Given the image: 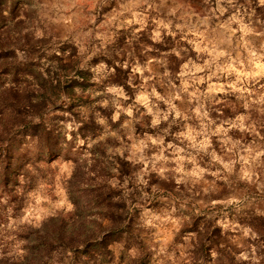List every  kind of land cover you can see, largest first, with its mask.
Masks as SVG:
<instances>
[{
    "label": "clouds",
    "instance_id": "9594fccd",
    "mask_svg": "<svg viewBox=\"0 0 264 264\" xmlns=\"http://www.w3.org/2000/svg\"><path fill=\"white\" fill-rule=\"evenodd\" d=\"M14 2L5 0L0 6L4 16H8ZM254 2L264 8V0H22L20 6L28 17L19 31L13 33V42L7 49L14 52L11 63L23 66L32 59L33 49L25 45L31 41L32 45H43L40 51L46 57L54 54L67 62L69 71L62 73L66 82L75 79L83 84L76 70L91 71L90 83L97 89L103 85L102 90L85 89L77 84L73 88L74 97L61 94L56 103L67 106L72 99L91 96L94 103L85 111H77L81 121L94 122L103 131L96 139L89 135L88 152L80 163L69 165L71 170L63 178L62 203L52 205L45 214L25 216L15 225L30 227L35 234L46 237L50 218L75 215L77 205L68 194L77 176L96 183L100 193L117 189L127 195L132 184L139 190L138 200L178 201L179 209L187 208V214L175 207L168 213L169 218L178 214L174 229L177 233L181 225L189 222L187 217L194 218L197 211L207 217L206 222L227 229L229 212L240 213L254 201H264V136L257 131L264 124L258 125L250 115L255 110L264 117V84L260 83L264 79V19L256 14ZM143 35L153 43L142 46L145 63L136 60L132 66V75L126 82L129 92L111 82L109 78L115 76V68H109L103 57L112 59L108 46L118 47L122 37L130 45ZM177 36L188 46L174 47L159 57L149 55L158 51L153 45L164 44L167 37L175 41ZM256 40L258 47L254 44ZM171 55L175 60L169 59ZM93 57L100 59L96 67L88 64ZM49 64L60 67L58 61L46 59L44 67ZM119 66L129 65L124 62ZM219 94L243 101L240 107L246 114L238 115L235 120L223 117V107L236 105L221 100ZM97 96L101 99L96 100ZM97 105L107 114L102 115ZM5 111L11 109L6 107ZM213 112H221V116L214 118ZM31 118L34 123H40L39 117ZM55 123L56 129H50L53 142L59 133L63 135L57 150L79 156L73 149L86 143L81 139L85 135L80 131L82 123L75 117ZM138 126L147 131L137 134ZM245 133L259 137V142H254V147L243 145ZM237 134L240 138H234ZM32 136L29 132L17 138L22 141L21 151L36 143ZM96 149H102L106 157L98 152L91 155ZM118 157L132 165V174L123 183L114 178L118 172L113 165ZM97 160L100 165L96 164ZM104 164L113 178L105 179L102 178L105 173H97L93 181L89 168ZM153 178L158 183H150ZM218 181H223L229 192L223 199L212 198ZM164 184L172 185L178 195L165 193ZM189 192L191 196L187 195ZM197 195L201 198L196 199ZM157 221L167 222L153 216L144 227H156ZM104 235L107 231L92 242H102ZM244 236L258 239L251 229H245ZM193 240L188 234L186 242L177 244L176 248L191 251ZM15 251L19 252V248ZM254 253L255 249L251 257L244 253L243 259L256 260ZM132 254L135 255V250ZM173 254L167 246L157 250V257L165 261ZM52 256V260L41 257L39 264H71L73 259L70 252L63 260L56 253ZM217 256V251L212 250L209 264H214ZM5 258L4 249L0 248V260Z\"/></svg>",
    "mask_w": 264,
    "mask_h": 264
},
{
    "label": "rangeland",
    "instance_id": "374dc122",
    "mask_svg": "<svg viewBox=\"0 0 264 264\" xmlns=\"http://www.w3.org/2000/svg\"><path fill=\"white\" fill-rule=\"evenodd\" d=\"M21 2L22 0H15L14 2L15 7L12 22L15 25L16 31H19L20 24L23 23L24 25L25 20L28 17V14L20 6ZM193 6L196 7V4L194 3ZM253 7H255L256 14L260 16L261 19H264V8L257 7L255 2ZM197 11H200V8H197ZM226 17L227 14H225L224 18ZM245 19L247 22V17ZM253 20H255V18H253ZM233 27L235 28L237 26L233 25ZM152 43L153 42L148 40L146 35H143L138 40H133L130 45L123 37L117 42L118 47L109 45L108 48L112 53V59L103 57V60L109 68H115V76L109 78L111 82L122 85L126 91L131 92V89L128 87L126 82L132 75V66L136 60H139L141 64L145 63L146 56L141 55L142 46L144 44L152 45ZM254 44L258 47L259 41H254ZM37 46L39 47V45ZM153 46L158 49V51H154L149 55L159 57L162 54H168L174 47L180 48L187 47L188 45L186 42L181 41L179 36H177L175 41L172 37H167L164 44ZM39 50L40 49H37V52ZM117 52L120 54L117 55ZM53 56L55 55L53 54ZM45 59L46 56L41 57L39 59L40 64H36L40 71H43ZM169 59L175 60V56L171 55L169 56ZM35 60L36 59L34 58V61ZM124 62L128 63L129 66L127 68L119 66ZM99 63L100 59L97 57H93L92 60L88 61V64L91 67H96ZM92 75L93 73L91 76ZM91 76L86 81L87 87L85 89L102 90L103 85H101L100 89H97L95 84L90 83ZM260 83L264 84V79H261ZM9 86V81L4 77H0V87L5 88ZM256 87H258V85H256ZM219 97L221 100H227L230 104L236 105L235 108L223 107V117L235 120L238 115L246 114L245 109L240 107V104H242L243 101H237L236 96L225 97L223 94H219ZM95 99L100 100L101 97L97 96ZM93 103L94 101L91 96H84L83 105L80 107V110L85 111ZM4 104L5 105L0 107V111L3 113L6 121L10 122L12 119V112L5 111V108L7 107L11 109V106L7 103ZM216 107L220 108L221 106L217 105ZM47 109L48 111H46ZM97 110H99L102 115L106 112V110L99 108L98 105ZM44 113L46 117L44 127L53 130L56 129V121H67L71 117H75L78 122L81 120L80 112L76 115L70 116L59 115V113L64 112L48 107L44 110ZM250 115L251 119L256 121L258 125L264 124V117H260L259 113L255 110H252ZM212 116L214 118L219 117L221 116V112H213ZM102 131L103 128L93 122L91 131L84 137H81V139H84L86 143L79 149H73L74 152H79V156L67 155L61 149L60 154L50 161H33L32 155L35 152L36 144L26 147L23 151H21L22 141L17 139L21 136V134L15 136L13 141L14 147L12 149L13 154L16 156L19 153H26L27 158L21 160L22 163L17 171L16 180L8 186L9 195L0 189V248L4 249L6 257L5 259L0 260V264H21L24 257L27 258L25 264H32V242L35 233L30 227L15 225V222L21 220L25 216L31 218L33 213L38 216L45 214L50 210L52 205L62 203L63 178L68 176L71 170L69 165L80 163L81 158L86 152H88L87 140L89 135H91V139H96ZM144 131H147V129L140 128L139 126L137 127V134H142ZM257 131H259L260 136H264V126H258ZM229 135H232V133H229ZM8 137V135H0V145L5 143ZM234 138H240V134H237ZM57 139L59 142L63 139L62 133L58 134ZM254 142H259V137L247 133L243 134V145L254 147ZM214 146H217L218 148L215 140ZM97 152L101 157H106V153L102 149H96V151L92 152L91 155L95 156ZM241 155H244L243 151L241 152ZM118 162L124 165L125 172L120 177L115 175L114 178L123 183L124 179L132 174L129 170L131 163L126 159L118 157L115 159V165L113 166L115 167ZM97 163L100 164V161L97 160L96 164ZM104 165L107 170L108 165ZM239 168L240 165H237V169ZM106 170L104 172L105 175L102 178H113V174ZM89 171L92 173V180L96 181L97 176H93L95 175L93 166L89 168ZM208 179L212 178L209 177ZM86 183H89L87 178L79 176L76 177L73 182L71 194L74 193L80 201H84V199H86L87 193L85 191L78 192V189L83 188V184ZM150 183H158V181L153 178ZM162 187L164 188L165 193H171L172 197H176L178 195L173 190L172 185L164 184ZM129 188L132 189L131 192L135 199V203L133 204V221L131 222V227L143 239L145 251L144 257L139 263H132L130 260L136 255V249L133 246H129L127 249L122 250L121 242H115L111 245L114 256L110 264H190V251L185 252L181 248H176V245L184 244L188 234H191L194 237L192 242V244H194L197 238L196 233L199 232L198 234L200 235L202 233L201 228L203 227L204 229L205 226H207L208 231L214 230L217 245L216 247H211L208 253H206L203 258L199 259L201 264H209L211 251L216 249L218 256L214 264H256V261H258V264H264V201H254L248 208L243 209L240 213L229 212L227 220L230 226L227 229H223L219 225H214L212 222H206L207 217L203 213L197 211L194 218L187 217L189 222L181 225L179 232L177 233L174 229L178 219V214H174L169 218L168 213H170L175 207L179 211H183L187 214V208L179 209V202L170 199L150 198L146 201L138 200L137 197L139 196V190L134 189L132 184H129ZM118 191L125 194L123 190ZM147 191L151 194V188ZM187 195L191 196L192 193L189 192ZM227 195H229V192L223 181H218L216 191L213 193L212 198L223 199ZM200 198L201 197L197 195L196 199ZM127 204H130L129 200H127ZM188 207H191V205L189 204ZM75 215L63 216L62 218L67 219L75 217ZM92 216L94 215L86 216V213H82L83 218ZM153 216H159L162 221L167 220V222L161 223L157 221L155 222L157 225L156 227H144L145 222L152 219ZM50 220H52V218H50ZM50 220L47 224L50 223ZM9 225L15 226L9 227ZM245 229H251V232L254 233L258 239L253 240L250 237H245ZM161 246H167L169 252L174 251V254L170 259L165 261L157 257V250ZM17 247L19 248V252L15 251ZM252 249H255L254 255L256 260L243 259L244 253H248L250 257L252 256ZM133 250H135V255L132 254ZM227 251L228 253L226 255ZM25 252L28 253V256L23 255ZM16 256H19L20 258L17 259L15 258Z\"/></svg>",
    "mask_w": 264,
    "mask_h": 264
},
{
    "label": "trees",
    "instance_id": "16d2710c",
    "mask_svg": "<svg viewBox=\"0 0 264 264\" xmlns=\"http://www.w3.org/2000/svg\"><path fill=\"white\" fill-rule=\"evenodd\" d=\"M4 4L5 0H0V6ZM14 7L13 3L8 16H4L3 11H0V77L6 78L10 83L9 87H0V107L7 103L11 106L12 112V119L7 122L0 111V135L9 136L7 141L1 142L2 145H0V189L7 195H9L8 186L16 180L21 160L27 158L26 153H19L16 156L13 154L15 136L33 133L32 139L36 141V149L32 155L33 161L54 159L60 154V150H57L58 135L54 143L53 132L44 127L46 119L44 110L52 107L64 113L76 115L77 109L83 105L84 97L72 99V103L67 106L56 103L61 94L74 97L73 88L80 82L75 79L67 82L64 80L62 73L69 71V65L55 56L46 57V59L58 61L60 67L57 69L49 64L48 67L43 68V71H40L34 61L39 47L32 45L31 41H26L25 45L33 49L30 53L32 59L23 66L11 63L14 52L7 49L13 42V33L18 32L12 22ZM75 74L84 81L80 86L86 88L88 77L84 70H76ZM33 116L39 117L40 123H34L31 118ZM79 122L82 123L80 128L82 133L86 135L91 131L92 123L81 120ZM97 165L100 164L97 163ZM115 167L118 172L117 177L124 174L125 167L122 163H116ZM93 170L95 177L97 173H104L106 166L93 165ZM81 191L87 193L84 201H80L74 193H69L71 201L77 205L78 210L75 217L52 218L47 224L46 237L34 234L32 264H39V259L44 256L52 260L53 253L58 254L63 260L68 252L73 258L71 264H110L114 256L111 245L115 242H121L123 249L129 246L136 249V255L130 260L132 263L142 261L145 253L143 239L131 227L133 204L135 203L132 192L125 195L117 189H111L100 193L96 183L83 184V188L78 189V192ZM127 200L130 204H127ZM82 213H86V216H94L83 218ZM105 231L107 235H104L102 242H92ZM198 233H196L197 238L190 251V264H201L199 259L203 258L211 247L217 245L214 230L208 231L205 226L202 233L200 235ZM227 253L228 251L226 255ZM26 259L24 257L21 264H25Z\"/></svg>",
    "mask_w": 264,
    "mask_h": 264
},
{
    "label": "water",
    "instance_id": "95a60500",
    "mask_svg": "<svg viewBox=\"0 0 264 264\" xmlns=\"http://www.w3.org/2000/svg\"><path fill=\"white\" fill-rule=\"evenodd\" d=\"M23 25V23L22 24H20V26H19V29L21 28V26ZM41 47H43V45H39V49L41 48ZM39 57L38 59L36 58V60H35V62H36V64L37 65H39L40 64V62H39V59L41 58V57H43V56H46L43 52H41L40 50L37 52V54H36V57ZM51 57H53V56H51ZM85 72V71H84ZM86 73V76L89 78L90 76H91V72H89V71H87V72H85ZM46 111H48V109L46 110ZM105 114H107V111L105 112ZM129 170H130V172L132 173V165L129 167ZM132 221H133V217H132Z\"/></svg>",
    "mask_w": 264,
    "mask_h": 264
}]
</instances>
